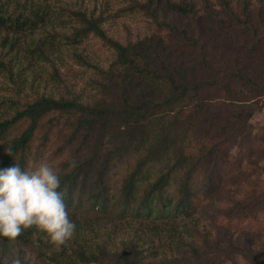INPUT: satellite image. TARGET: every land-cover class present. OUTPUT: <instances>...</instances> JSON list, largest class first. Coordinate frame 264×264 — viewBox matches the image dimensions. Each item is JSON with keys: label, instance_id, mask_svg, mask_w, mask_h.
I'll return each instance as SVG.
<instances>
[{"label": "trees", "instance_id": "1", "mask_svg": "<svg viewBox=\"0 0 264 264\" xmlns=\"http://www.w3.org/2000/svg\"><path fill=\"white\" fill-rule=\"evenodd\" d=\"M51 1L0 0L1 46L7 54L19 53L9 35L33 32L55 21L61 28L75 24L68 44L78 45L91 35L110 46L118 59L98 70L96 95L89 105L50 97L0 103L11 109L9 118H0V169L16 163L27 170L56 160L50 165L61 177L58 191L76 224L74 237L62 247L29 229L14 242L0 238V252L14 244L28 248L39 264H99L103 223H131L133 235L122 245L120 264H141L144 254L156 258L159 253L145 250L141 235L161 238L166 232L173 240L183 220L192 219L206 203L222 202L217 221L225 230L221 238L206 241L210 252L224 254L219 245L229 235L227 244L234 255L249 264H264V252L255 249L250 238L264 236V186L260 179L247 181L259 170L264 147V129L251 125L264 106L259 105L264 79L256 83L240 69L222 61L214 64L204 56L195 67L211 73L205 80L189 75L187 61L178 68L175 55L158 58L159 67L154 68L114 43L102 29L106 20L101 16L81 10L68 16L53 10ZM204 3L209 7L207 0ZM122 12L157 22L162 12L191 16L194 7L185 1L145 0ZM164 26L167 35L178 32L175 26ZM187 34L181 30L177 35L195 47ZM47 42L33 41L29 53L47 59ZM8 63L0 57V72L11 75ZM72 161L75 168L69 167ZM261 248L264 251V243Z\"/></svg>", "mask_w": 264, "mask_h": 264}, {"label": "rangeland", "instance_id": "2", "mask_svg": "<svg viewBox=\"0 0 264 264\" xmlns=\"http://www.w3.org/2000/svg\"><path fill=\"white\" fill-rule=\"evenodd\" d=\"M174 3L185 1L194 7L191 16H180L162 12L158 21L154 22L142 14H127L122 10L133 7V4H144L145 0H52L53 10H62L65 15L72 16L76 11L87 12V16H101L106 20L102 24L105 34L114 43L124 46L132 55L146 60L150 66L157 68L159 62L169 56H177L176 65L180 68L182 62L186 65L189 75L195 80L210 78V72L195 67L201 64L204 56L210 61L222 63L240 69L242 74L256 83L264 79V0H171ZM73 22V21H71ZM167 24L175 26L177 33L170 36L164 33ZM75 24L59 27L55 21L41 25L34 31L13 36L19 53L7 54V48L1 46L3 32H0V57L9 61L11 75L0 72V103L17 102L25 104L39 97H50L76 101L81 104H91L96 95L95 83L98 70L107 69L117 61V53L99 39L87 37L78 45L68 44L70 29ZM187 30V38H193L196 46L186 42L179 32ZM55 36V37H54ZM55 38L51 40V38ZM50 38V39H49ZM47 40L45 45L47 59L35 53H29L33 41ZM81 58L80 61L79 57ZM16 57V58H14ZM159 58V60H158ZM225 61V62H224ZM196 72H194V70ZM242 85V83H241ZM243 90V87H242ZM260 104H264L261 99ZM7 106V105H5ZM0 105V118L7 119L11 109ZM251 125L257 130L264 129V106L255 114ZM43 134V133H42ZM41 134V135H42ZM259 170L254 176H247L248 183H256L260 179L264 186V147L259 151ZM56 164V160H47ZM247 183V184H248ZM246 184V183H242ZM224 209L222 202L206 203L201 212H197L190 220H183L180 234L173 240L170 234L164 232L161 238H155L146 232L141 235L145 242V250L159 252L157 257L142 259L141 264H249L248 261L234 253L228 247V237L221 239L220 247L224 254L210 252L206 241L219 239L225 230L217 221L218 211ZM221 224V225H219ZM102 231L105 238L101 241L103 248L98 258L99 264H120L122 245L129 242L133 235L134 224L103 223ZM244 227L243 224L238 225ZM232 228V227H231ZM233 229V228H232ZM235 230V229H234ZM140 234V233H139ZM88 238L92 235L88 234ZM255 242V249L264 252L261 245L264 236L250 237ZM244 237L240 234V241ZM93 242V241H92ZM142 244V243H140ZM104 249L108 255L105 256ZM172 250V251H170ZM19 254L24 264H39L30 250L23 246L7 245L0 252L13 256ZM119 253V254H118ZM121 255V256H118ZM100 262V261H99Z\"/></svg>", "mask_w": 264, "mask_h": 264}, {"label": "clouds", "instance_id": "3", "mask_svg": "<svg viewBox=\"0 0 264 264\" xmlns=\"http://www.w3.org/2000/svg\"><path fill=\"white\" fill-rule=\"evenodd\" d=\"M12 155L11 149L6 150ZM70 168H75L72 161ZM61 177L48 162L22 170L18 164L0 169V238L14 242L34 229L55 247L72 240L76 224L70 219ZM0 264H24L19 254L4 255Z\"/></svg>", "mask_w": 264, "mask_h": 264}]
</instances>
